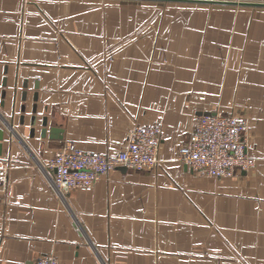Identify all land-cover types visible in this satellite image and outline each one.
<instances>
[{"label": "crops", "instance_id": "obj_1", "mask_svg": "<svg viewBox=\"0 0 264 264\" xmlns=\"http://www.w3.org/2000/svg\"><path fill=\"white\" fill-rule=\"evenodd\" d=\"M0 111L20 135L0 139V264H264V6L0 0ZM217 112L251 123L231 177L176 159ZM136 124L160 126L157 166L57 195L58 149L116 154Z\"/></svg>", "mask_w": 264, "mask_h": 264}, {"label": "built area", "instance_id": "obj_2", "mask_svg": "<svg viewBox=\"0 0 264 264\" xmlns=\"http://www.w3.org/2000/svg\"><path fill=\"white\" fill-rule=\"evenodd\" d=\"M0 122L11 138L20 139L13 124L0 111ZM250 119L243 114L202 113L193 130L177 150L176 159L199 173L216 178L236 175L255 165L250 153L248 131ZM161 128L158 124H136L124 147L116 154L81 150L66 144L58 149L41 169L52 189L62 199L74 188H89L103 175L121 165L134 169H151L159 164ZM26 145V144H25ZM8 166V165H7ZM4 165H0V192L3 191ZM34 264H59L54 254H41Z\"/></svg>", "mask_w": 264, "mask_h": 264}, {"label": "water", "instance_id": "obj_3", "mask_svg": "<svg viewBox=\"0 0 264 264\" xmlns=\"http://www.w3.org/2000/svg\"><path fill=\"white\" fill-rule=\"evenodd\" d=\"M189 1H200V2H220V3H230V4H241V5H262L264 6V2H253L249 0H189ZM3 123V122H2ZM0 122V139L3 138L7 129L4 124Z\"/></svg>", "mask_w": 264, "mask_h": 264}]
</instances>
